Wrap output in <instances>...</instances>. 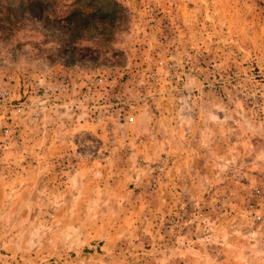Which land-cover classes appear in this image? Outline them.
Returning a JSON list of instances; mask_svg holds the SVG:
<instances>
[{
    "label": "rangeland",
    "instance_id": "obj_1",
    "mask_svg": "<svg viewBox=\"0 0 264 264\" xmlns=\"http://www.w3.org/2000/svg\"><path fill=\"white\" fill-rule=\"evenodd\" d=\"M18 1L0 0V88L24 106L0 100V264H178L185 247L264 264L261 0H117L108 36L74 39Z\"/></svg>",
    "mask_w": 264,
    "mask_h": 264
},
{
    "label": "trees",
    "instance_id": "obj_2",
    "mask_svg": "<svg viewBox=\"0 0 264 264\" xmlns=\"http://www.w3.org/2000/svg\"><path fill=\"white\" fill-rule=\"evenodd\" d=\"M17 5L22 14L33 9V19L37 23L65 26L59 35L71 39L81 31L103 38L111 33L114 21L126 18L124 8L117 0H19ZM4 19L9 20L8 15Z\"/></svg>",
    "mask_w": 264,
    "mask_h": 264
},
{
    "label": "built area",
    "instance_id": "obj_3",
    "mask_svg": "<svg viewBox=\"0 0 264 264\" xmlns=\"http://www.w3.org/2000/svg\"><path fill=\"white\" fill-rule=\"evenodd\" d=\"M261 9H262V12H263V16H264V0H261ZM56 89V87L54 88ZM114 99L116 100V102H122L121 101V97H120V93L118 91H115L114 93ZM10 94H9V91L5 88H0V100L3 102V106L5 107V109H10L12 108L16 113H20L22 110H23V105H21V103H17V104H12L10 102ZM133 117H129V120L132 121ZM1 132L3 134H8L9 132V128L4 126L2 129H1ZM159 179V177H157ZM157 179V180H158ZM156 184L153 183V186H155Z\"/></svg>",
    "mask_w": 264,
    "mask_h": 264
},
{
    "label": "crops",
    "instance_id": "obj_4",
    "mask_svg": "<svg viewBox=\"0 0 264 264\" xmlns=\"http://www.w3.org/2000/svg\"><path fill=\"white\" fill-rule=\"evenodd\" d=\"M191 248H180V249H177L176 253V257H175V260L178 264H190V260H186V258L184 257L183 253L184 252H190ZM178 256V257H177ZM162 264V263H160ZM165 264V263H164Z\"/></svg>",
    "mask_w": 264,
    "mask_h": 264
}]
</instances>
